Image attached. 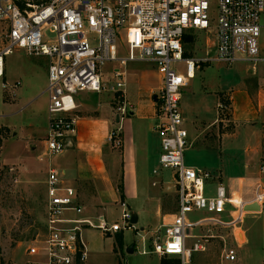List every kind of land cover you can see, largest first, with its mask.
I'll return each mask as SVG.
<instances>
[{"label": "built area", "instance_id": "built-area-1", "mask_svg": "<svg viewBox=\"0 0 264 264\" xmlns=\"http://www.w3.org/2000/svg\"><path fill=\"white\" fill-rule=\"evenodd\" d=\"M216 8V53L200 59L185 57L184 39L213 28L211 0H0L3 90L12 91L15 97L21 86L6 80V57L14 50L48 60L49 128L41 160L60 156L71 147L77 134L76 97L80 93L113 94L123 120L131 108L123 68L148 63L160 73L162 87L154 94L155 131L161 139L159 164L174 173L178 206L169 224L142 239L140 253L176 258L181 264H194L195 254L212 252L219 258L209 264H238L239 250L248 242L243 225L250 212L245 207L258 204L261 211L264 208V155L252 198H240L239 203L223 183L210 196L208 186L215 176L185 164L189 136L181 101L201 64L242 63L254 74L264 64V0H216ZM180 64L185 65L186 74L180 71ZM107 66L113 67L110 72H105ZM108 141L117 147L122 144L117 132ZM47 195L46 234L27 248L28 264H87L85 228L111 235L134 228L126 210L121 223L110 224L104 216L98 217V224L82 218L76 190L65 185L53 168L48 174ZM195 213L210 216L193 221L190 215ZM214 230L223 233L214 234ZM149 241L151 251L145 249Z\"/></svg>", "mask_w": 264, "mask_h": 264}, {"label": "crops", "instance_id": "crops-1", "mask_svg": "<svg viewBox=\"0 0 264 264\" xmlns=\"http://www.w3.org/2000/svg\"><path fill=\"white\" fill-rule=\"evenodd\" d=\"M142 64L150 65L159 79H146L145 73L142 79H136L142 88L132 102L127 95L131 108L123 120L119 118L117 103L111 93L99 95L84 92L76 97L78 109L75 115L79 118L77 134L71 140V147L57 156L54 164L48 160V174L51 168L56 169L65 185L76 190L77 204L83 209L82 218L98 224V217L104 216L108 223L114 224L119 222H111L115 211H121L120 220L125 210L131 216L136 213V225L143 216L151 230L146 231L144 226L139 230L133 225L134 234L144 232L145 236L143 233L141 235L146 238L151 231L155 232L172 221L174 214L166 215L169 206L167 195L172 194L173 190L177 194V190L176 184L170 186V182L166 181L164 169L159 164L161 139L155 131L157 105L154 94L162 87V77L153 65ZM193 80L184 89L181 101L184 127L189 136L188 151L203 154H213L211 152L215 151L222 159L218 166H190L210 169L217 184L223 183L231 194L240 193L250 198L254 189L249 192L247 188L257 183L264 155V79L254 82L252 86L232 90L216 86L210 90L204 88L198 93L195 92ZM221 95L229 97L230 101L228 117L225 118L217 116L221 114L219 108L226 107L219 102ZM209 97L217 99L211 113L203 106L204 100ZM48 128L49 119L46 137ZM113 132H117L121 139L119 147L108 141ZM223 160L232 166L239 165V176L231 172L234 171L231 170L232 166L229 169L224 167ZM47 179L43 181L46 186ZM173 180L175 183L174 173ZM236 185L239 190L232 192L230 189ZM45 190L47 195V187ZM164 196L167 197V203ZM263 215L264 208L258 216ZM68 216L80 218L74 214ZM155 220L159 226L153 228ZM123 232L111 235L85 228L83 239L88 249L87 264H92L89 260L93 255L105 252V241L113 242L112 249L115 252L117 244L114 236L122 235L124 249L128 250L130 246ZM98 237L102 242L97 241Z\"/></svg>", "mask_w": 264, "mask_h": 264}, {"label": "rangeland", "instance_id": "rangeland-1", "mask_svg": "<svg viewBox=\"0 0 264 264\" xmlns=\"http://www.w3.org/2000/svg\"><path fill=\"white\" fill-rule=\"evenodd\" d=\"M211 2L210 15L213 28L208 32L192 33L191 43H184V50L190 57L203 59L214 57L216 53L215 21L217 20V8L216 0H211ZM261 20L262 25H264V15ZM112 68V66H107L105 72H110ZM185 68L184 64L179 65L183 74H186ZM5 69L7 82L10 84L19 82L21 86L16 90V96L13 97V92L4 91L0 82V264H28L30 258L26 255L27 248L38 236H45L46 234L48 197L45 190L47 186L43 181L48 178L49 161L52 160L54 164L56 159V157L46 160L40 159L44 150L49 119V100L45 93L48 60L43 57L28 56L24 50L16 49L6 57ZM123 69L127 72V93L129 92L131 102L134 101L135 96L142 88L139 86L140 84H137L136 79H142L144 73L146 79H159L155 71L147 64L131 63ZM260 79H264V64L259 65L256 74H254L246 64L228 66L224 63L209 62L201 64L200 70L196 71L193 86L196 93L203 91L204 88L210 90L216 86L225 90H232L246 85L252 86L254 82ZM204 101L205 110L211 113L212 109L216 107L217 99L209 97ZM219 102L226 107L223 110L219 108L221 114L217 116L228 117L229 97L221 95ZM211 153L213 154L187 150L184 154L185 164L186 166L194 164L203 166L202 164H204L206 168L220 165L222 158L217 156L215 151ZM223 161L224 167L227 169L232 166L229 162ZM232 169L234 171L231 172L239 176V165H233ZM206 170L213 174L210 169ZM164 173L166 181L170 182V186L174 185L173 172L164 170ZM216 186L215 181L209 182L208 192L210 196L215 195ZM247 189L250 192L254 186ZM230 190L236 192L239 189L236 185ZM237 196L238 203L240 198L244 201L252 198L240 193ZM167 197L169 198V206L166 215L172 216L178 206L176 191L173 190L172 194L167 195ZM167 197L164 196L165 203H167ZM120 215L121 211H115L111 217V222L119 221L121 223ZM258 215L259 212H250L245 220L243 230L248 242L239 250L238 264H264V215ZM208 216L210 215L206 213H195L190 215V219L197 221ZM170 218L168 217V219ZM145 223L142 216L140 223L135 226L136 229L140 230L144 226L146 231L151 230ZM152 224H154L153 228L159 226L156 220ZM196 232L200 233L199 231ZM142 233L145 234L141 232L139 235H135L133 229H126L123 232L127 244L135 249L133 254H128L127 249L122 251L116 249L114 252L112 249L113 242L105 241V252L93 255L89 263L161 264L163 259H176L164 258L156 254L142 255L140 253L144 247ZM151 233L153 231L147 235L146 239L151 237ZM222 233V231L214 230V234ZM116 237L114 236L115 239ZM97 241L102 242L99 237ZM145 249L151 251L150 241L145 243ZM218 258L217 252H212L208 256L195 254L194 264H209L218 261Z\"/></svg>", "mask_w": 264, "mask_h": 264}, {"label": "trees", "instance_id": "trees-1", "mask_svg": "<svg viewBox=\"0 0 264 264\" xmlns=\"http://www.w3.org/2000/svg\"><path fill=\"white\" fill-rule=\"evenodd\" d=\"M192 37H185L184 39V43L185 44H188V43H191L192 41ZM187 53L185 51V57H187ZM121 193H123V190L122 188L120 189ZM116 244H117V250H120L122 251L124 249V238L122 235H118L116 237ZM161 264H181L180 261L178 259H163L161 260Z\"/></svg>", "mask_w": 264, "mask_h": 264}, {"label": "water", "instance_id": "water-1", "mask_svg": "<svg viewBox=\"0 0 264 264\" xmlns=\"http://www.w3.org/2000/svg\"><path fill=\"white\" fill-rule=\"evenodd\" d=\"M245 211H247V212H261V208L258 204H253V205H249V206L245 207ZM137 223H138V216L136 213H132L131 224L136 225ZM127 253L133 254L134 253L133 247H130L127 250Z\"/></svg>", "mask_w": 264, "mask_h": 264}, {"label": "bare ground", "instance_id": "bare-ground-1", "mask_svg": "<svg viewBox=\"0 0 264 264\" xmlns=\"http://www.w3.org/2000/svg\"><path fill=\"white\" fill-rule=\"evenodd\" d=\"M235 202L238 203V196L235 194Z\"/></svg>", "mask_w": 264, "mask_h": 264}]
</instances>
